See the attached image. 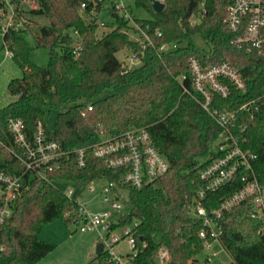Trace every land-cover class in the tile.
<instances>
[{"label": "trees", "instance_id": "16d2710c", "mask_svg": "<svg viewBox=\"0 0 264 264\" xmlns=\"http://www.w3.org/2000/svg\"><path fill=\"white\" fill-rule=\"evenodd\" d=\"M38 2L39 9L33 14L45 17L48 24L39 29L34 41L37 48L47 51L46 66H38L31 59L28 28L11 30L4 37L22 76L8 84L15 101L0 108V170L10 174L22 170L9 151V118L23 121L28 139L41 122L48 140L55 141L62 151L84 146L95 137L99 124L111 134L130 127L145 129L167 159L169 169L159 180L140 189L123 185L130 212L111 230L137 222L134 254L127 255L128 264H156L160 248L167 251L168 264H198L196 254L201 244L197 232L201 223L188 215L185 203L202 187L198 164L208 155L220 127L190 94L183 92L184 87L191 92L188 60L194 57L203 65H212L225 59L238 70L245 91L231 87L227 99L215 98L217 108L234 110L246 101L257 100L259 111L253 119L243 120L244 147L256 155L254 172L264 185V52L248 53L231 44L233 34L224 22L228 0H164L159 14L152 10L150 0H135L136 7L150 15L135 22L153 47L130 40L125 32L128 23L120 18L115 26L106 24L109 30L97 37V25L80 13V4L88 0ZM192 19L196 20L193 25ZM74 32L81 44L77 52ZM194 36L209 49L197 47ZM162 44H176L177 48L158 52ZM123 48L139 55L138 67H122L116 54ZM179 77L184 78L182 83ZM89 104L92 110L82 115ZM63 106L68 108L48 127L45 118ZM120 173L107 169L102 160L88 152L84 168L79 169L70 155L55 165L51 177L81 186L99 177L117 181ZM27 185L16 199L12 216L0 226V243L4 246L0 264H38L55 248L39 240L40 225L56 219L68 226L80 222L79 205L52 184L31 179ZM237 186L231 184L209 194L204 206L207 210L217 208ZM253 212V204L244 201L218 221L221 245L233 264H264V232H259L261 224L251 217ZM86 264L114 263L103 249Z\"/></svg>", "mask_w": 264, "mask_h": 264}, {"label": "built area", "instance_id": "2783aa9c", "mask_svg": "<svg viewBox=\"0 0 264 264\" xmlns=\"http://www.w3.org/2000/svg\"><path fill=\"white\" fill-rule=\"evenodd\" d=\"M163 3L164 0H155ZM39 9L38 0H0V45L5 50L7 58H12L4 37L11 30H25L32 25L31 16ZM135 0H88L80 4L81 16L93 22L97 27H107L100 17L108 15L114 21L120 18L127 23H133L135 29L145 38L144 46L153 47L149 36L135 22L137 17ZM141 19V18H139ZM225 25L233 34L231 44L246 52H264V0H228L225 13ZM196 20L192 19L191 24ZM74 52L80 49L78 34H73ZM157 36H160L158 33ZM177 48L176 44H162L158 52H169ZM130 65H139L141 60L137 53L127 59ZM125 69L128 68L122 66ZM191 92L188 93L197 104L218 124L220 131L210 147L204 162H199L198 179L202 187L185 203L188 215L201 223L197 238L201 251L207 252L205 262L212 264L219 252L226 251L221 245L218 221L222 215L244 201H250L254 206L252 218L261 224L260 233L264 232V185L261 184L254 172L253 164L256 155L244 147V119H253L259 111L257 100H249L240 104L234 110L217 108L215 98L227 99L231 87L244 92L245 83L238 70L229 60H221L212 65H203L199 60L190 57L188 60ZM183 77H179L182 83ZM91 104L85 112L91 111ZM7 129L12 140L10 153L21 163L20 173H6L0 170V226L9 219L15 209V202L28 187V180L36 182H66L73 185L62 193L73 200L81 208L79 231L87 233L96 231L114 264H128L134 254V228L137 222L123 225L111 230L113 224L125 219L129 212L128 192L123 185L140 189L144 184L159 180L169 169L167 159L154 146L148 132L142 128L130 127L127 130L111 134L102 125H98L95 137L80 148L62 151L55 142L48 140L41 122L36 124V132L28 139L23 121L9 118ZM90 152L93 157L104 162L107 169L121 173L117 181H109L99 177L79 185L70 180H55L51 173L55 165L65 157L73 156L79 169L85 167L86 155ZM237 184V188L225 196L217 208L207 210L204 202L209 194H214ZM126 192L127 205L121 201L120 193ZM83 196H85L84 199ZM120 230V233L117 231ZM125 242L130 249L125 257L113 251L115 244ZM215 246L219 251H214ZM4 246L0 243V252ZM228 255V254H227ZM156 264H168L169 256L166 250L158 249Z\"/></svg>", "mask_w": 264, "mask_h": 264}, {"label": "rangeland", "instance_id": "374dc122", "mask_svg": "<svg viewBox=\"0 0 264 264\" xmlns=\"http://www.w3.org/2000/svg\"><path fill=\"white\" fill-rule=\"evenodd\" d=\"M136 15L139 18H149L150 15L142 10H136ZM106 23H112L114 26L116 22L108 15H101L100 17ZM32 25L28 27L29 34L26 35V41L30 47H32L31 59L38 66H46L48 61L47 51L44 49L37 48L35 45L34 37L38 34L39 29L48 24V21L43 16L33 15L31 16ZM129 29H126L130 40L137 41L144 45L143 36L140 33H136L137 29L133 23L127 24ZM132 29V30H131ZM109 30L108 27H98L95 31L96 36L100 37L102 34ZM142 36V38H141ZM193 43L203 49H209V47L201 40L199 36L193 37ZM182 43L181 46H184ZM132 51L127 48L121 49L116 57L122 66H130V70L138 67L139 65H130L128 58L132 55ZM128 70V69H126ZM22 76V70L16 64L12 58H7L5 55L4 48L0 45V108L6 107L10 103L14 102L16 97L12 96L8 90V84L11 80L20 78ZM106 93H109L107 91ZM83 103H89L90 101L83 100ZM68 106H63L58 110H52L50 114L45 118V123L48 127H51L54 123L55 117L58 113L65 111ZM106 129V128H105ZM205 158L201 159L199 162H204ZM53 186L60 190L65 191L67 188L73 187L70 183L66 182H54ZM121 201L127 205V194L126 192H121ZM84 199L85 196H83ZM120 233V230L117 231ZM39 240L46 244H52L55 248L47 254L38 264H86L90 259L96 255V246L100 243V239L96 231H91L87 233H82L79 231V225L73 224L71 226L66 225L63 220H54L47 224L40 225ZM219 247L215 246L214 251H219ZM113 251L116 254H122L123 257L127 253H130L129 246L125 242H119L113 247ZM208 257L207 252L200 251L196 254V260L198 264H207L205 262ZM212 264H233L230 257L219 252L216 260Z\"/></svg>", "mask_w": 264, "mask_h": 264}, {"label": "water", "instance_id": "95a60500", "mask_svg": "<svg viewBox=\"0 0 264 264\" xmlns=\"http://www.w3.org/2000/svg\"><path fill=\"white\" fill-rule=\"evenodd\" d=\"M150 5H151V8L152 10L159 14L163 11L164 9V4L163 3H160V2H157L155 0H150ZM104 246H103V243H98L97 246H96V256L97 255H100V253L102 252ZM193 264H197V263H193Z\"/></svg>", "mask_w": 264, "mask_h": 264}]
</instances>
